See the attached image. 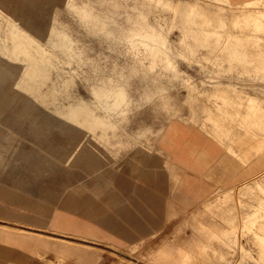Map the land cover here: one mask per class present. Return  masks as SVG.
<instances>
[{
	"label": "bare ground",
	"instance_id": "bare-ground-1",
	"mask_svg": "<svg viewBox=\"0 0 264 264\" xmlns=\"http://www.w3.org/2000/svg\"><path fill=\"white\" fill-rule=\"evenodd\" d=\"M58 1L87 28L97 32L98 36L109 38L116 44L129 43L125 56L140 60L124 64L113 62L110 70L97 61H85L86 56L80 50L82 47L76 50L77 48L73 46L77 39L67 31V28L58 27L56 23L60 19L51 18L49 6ZM145 1H149V5H146ZM208 1L215 3L211 4ZM194 2L195 4L190 2L181 5L185 13L175 14L174 20L169 23L172 26L182 27L179 36L182 44L195 42L208 45L213 51V57L231 61L228 64L231 65L229 69H234L237 64L233 61L238 63V60L242 59L241 44L245 40L244 34L250 33L251 41L254 43L264 40V35L260 34L264 32V11L252 10L254 7L264 6V0H196ZM130 3L135 4L133 6ZM213 4L217 9L225 12L219 13L218 21L207 19L205 10ZM227 6H229L227 10L232 11L241 8V12L235 14L233 22L226 12ZM159 7L171 8L170 5H166L165 0H0V124L11 129L8 142L4 144L1 140L7 132L2 129L3 126H0V218L47 227L58 204L60 208L75 213L80 219L92 221L107 232L114 233L127 242V250L131 251L138 247L137 240H144L150 231L157 227L156 218L152 216L154 209L157 213H161L158 210L160 206L165 204L167 206L166 198L161 196L166 194L164 185L168 182V174L165 173L163 165L169 166L170 173L172 172L177 178L181 172L180 167L172 160L171 154L164 149L163 143L167 135L169 137L170 131L176 129L177 123H183L181 121L184 120L176 118L178 109L171 101L172 95L169 91L175 83H159L158 76L182 73V69L174 59L197 57V54L201 53L194 52L195 50L190 46H185L187 49L190 48L188 52L179 47H175L174 50L169 46L172 37L169 31L160 28L165 22L155 24L150 20V12ZM131 8L135 11L130 12ZM122 16L125 17V22L120 21ZM230 25L238 29L227 30ZM42 36L45 38L43 39ZM140 47L144 48L142 52L137 50ZM57 51H61L62 54ZM209 52H204V57L208 58ZM65 57L70 60L71 70H66V62L61 60ZM144 58H148L150 62H143ZM215 65L218 74L221 70H226L223 64ZM80 68H84L83 74L86 75L84 82L90 90L88 98L80 97L73 92L77 81L75 77ZM260 72L264 73V69L254 70L252 73ZM231 73L234 75V72ZM245 73L250 71L246 70ZM101 75L107 77H100ZM230 79L233 80L225 82L217 80L213 83L216 88L213 89L211 86L210 91L230 92L245 89L244 75L237 74ZM238 81L241 82L240 85L236 83ZM220 84L225 85L220 86ZM184 85L189 91H195L199 87L196 82L184 83ZM261 87L264 89V86ZM207 89H200L199 92H205ZM188 96L194 102L201 99L197 94ZM220 96L222 101L215 100L213 108L204 102L193 105L192 116L204 115L202 125L203 128H207L206 131L203 130L204 133L226 145L225 136L229 138L230 133L228 131L221 135L220 129L224 124H220L217 114L221 111L224 116L229 117L231 124L238 122L248 126V120L253 119L259 111L260 102L263 103L264 98L259 94L251 95L243 111L241 107H234L228 95L220 94ZM151 103L162 106L170 115V120L154 131L149 126H141L133 135L127 126L132 114L138 112L143 105ZM42 108H45L44 111ZM261 109L264 110L263 104ZM208 122L212 123L211 128L207 126ZM21 132L31 134L37 148L29 151L18 150L15 158L7 159L6 153L10 151L9 146L14 140L10 134L20 135ZM149 132L158 134L155 152L160 153L159 156L164 159L161 165L154 152H148L139 141L140 137ZM258 136L256 131L245 132L244 138L241 139L244 146L242 164L226 151L225 157L220 160L217 159L218 157L213 159V154H205V151L198 153L199 157L209 156L204 162L207 163L211 179H215L218 184L215 186L217 187L215 192L212 194L210 192L205 199L201 198L204 199L201 202L207 211L210 210L212 213L214 211V214L219 216V209L236 207L234 200L237 202L238 198L234 199L236 197L233 193L225 194L222 189L226 185L225 178H228L227 182L231 184L229 188H234L239 182H245L242 188L246 192L253 186L263 187L259 180H256L257 185H253L248 175H239L241 167L254 161L256 171L252 173L254 175L252 178H256L259 174L264 177V155L255 157L259 149L253 153L257 148L255 139H259ZM261 136H264V131ZM130 137H134L135 141H129ZM236 141L238 143L239 139ZM129 144H137L144 148L135 149L133 158L129 160L131 164L129 174L135 180L131 184L123 183L122 187L119 182L116 188L113 174L100 173L105 165L103 157L113 154L117 147L130 146ZM233 150L238 153V150ZM77 167L83 168L95 177V181L89 186L99 187V190H95L92 195L82 193L83 191L73 181L78 176V171L75 169ZM178 181L177 179L176 185ZM126 182L130 183V180ZM186 182L185 180L184 184ZM180 184L183 186V178ZM121 192L126 193L124 198H129V195L135 196L131 199V203L136 207L133 212L121 203L124 199L120 196ZM249 198L250 210L243 217L244 226L250 223L248 229L255 233L257 236L255 240L260 242V248L264 251V195L260 197L251 195ZM229 201L232 203L228 204ZM136 213L146 216L147 220H137ZM256 220L260 224L259 228H253ZM187 224L188 222L184 223ZM0 225L5 224L0 223ZM197 229L205 230L200 225ZM233 232L232 229L220 228L216 231L217 241L229 244L233 239L234 244L230 245H235L238 242L237 238L230 237ZM189 236L180 240L183 243H179L180 241L175 242L174 245L168 243L164 250L150 251L147 263L190 264L195 257L191 253L192 249L205 250L208 247L213 250L218 249L203 242L205 239L192 236V232ZM67 241L83 245L88 249H100L90 243ZM102 241L104 243V239ZM192 241L198 243L188 246L194 243ZM6 249L8 251L0 250V264H48L45 261L26 259L25 256ZM220 256L222 259L226 258L224 254ZM260 256L264 258V253ZM201 257L204 258L203 262L208 263L213 256L205 254Z\"/></svg>",
	"mask_w": 264,
	"mask_h": 264
},
{
	"label": "rangeland",
	"instance_id": "rangeland-1",
	"mask_svg": "<svg viewBox=\"0 0 264 264\" xmlns=\"http://www.w3.org/2000/svg\"><path fill=\"white\" fill-rule=\"evenodd\" d=\"M194 1L196 0H165L166 5H170L171 8L164 9L159 7L154 9L150 12V20H152L155 24H158L161 21L165 22V25L161 26L160 28L164 31H169L170 36L172 37V42L169 43V46H172L174 50H176L175 47H179L181 50L186 52H188L190 48L195 50L194 52H201L197 54V57H178L174 59L177 65L182 69V73L178 75H172V73L167 75H159L158 78L159 83L162 84L175 83V86L171 87L169 92L172 95L171 101L175 103V107L178 109V115L176 118L184 119L182 122H188L194 125L197 129L199 127V131L205 135L203 130L206 131L207 128H203L202 125V119H204V115L192 116L193 105L199 104V102H204L213 108V103L215 100L219 99L222 101L220 94H226L234 103V107H241V109L244 111L245 105H247V100L251 95L255 96L259 94L260 97L264 98V89L261 87V85L264 86V73H252L254 70L262 71L264 69V40L261 39V42L254 43L251 41L249 35L250 33H246V35L244 34L245 40L241 44L243 46V49L241 50L242 59L238 60V63L233 61L238 67L237 68L234 66V69H229L231 65L228 64L231 61L223 60L221 57L219 59L213 57V51L212 49H209L208 45L195 42L182 44L179 40V36L183 30L182 27L172 26L169 25V23L174 20L176 17L175 14L179 13L182 15L185 13L182 11L181 5L190 4V2L191 4H195ZM145 2L146 5H149V1ZM208 2L211 4L215 3L210 1ZM130 4L133 5L135 3ZM137 4H140V2ZM220 5L223 6V4ZM49 8V12H51V18L60 19V21L56 23L58 27L67 28V31L77 39L73 43V46L77 48L76 50H79V47H82L80 50L84 53V56H86L84 59L85 61H97L99 64L106 65V68L110 70L113 62L124 64L126 62L134 63L140 60L139 58L125 56V54L128 52L127 48L130 46L129 43L116 44L112 40H109V38L98 36L97 32H94V30L91 28H87L83 23H81V21L77 19L75 15H73L70 10L67 9L66 6L61 4V2H53ZM183 8L185 9L186 7ZM227 8H229V6L226 7V12H228V15H230V21L233 22L235 20V14L241 12V8H238L236 11L227 10ZM129 10L130 12L135 11L134 8ZM252 10L264 11V6L254 7ZM205 11L208 15L207 19L212 21H218L219 18L217 17L219 13H225L224 11L217 9L214 4L209 5ZM120 21L125 22V17L122 16ZM235 29L238 28L231 25L227 28V30ZM260 34L263 36L264 32L262 31ZM44 38L45 37H43V39ZM43 43L46 44L45 42ZM52 45L53 43H51V46ZM137 46L143 45L137 44ZM185 46H190V48L187 49ZM137 50L138 52H142L144 48L140 47ZM209 50L211 51L209 52ZM57 52L62 54L61 51ZM204 52H209L208 58L204 57ZM61 60L66 62V70L72 69V67L69 65L70 60L67 57ZM143 62L148 63L150 60L148 58H144ZM215 64H223L226 66V70H221L219 74L216 73L218 71L217 65ZM244 70H248L250 73H245ZM78 71L79 73L75 77L77 81L75 82L73 92L80 97L88 98L90 96V90L84 82V78L86 77V75L83 74L84 68H80ZM239 71H242V73H239ZM231 72H234V75H232ZM237 74L238 76L244 75L246 78V84H244L245 89L242 91H210L212 90L211 86H213V89L216 88L213 83H215L217 80L222 82L232 81L233 79L231 80L230 78H233ZM89 76L91 77L92 75L89 74ZM100 77H107V75H101ZM100 77L97 76V78ZM191 82H196L199 85L197 90L189 91L187 86L184 85V83ZM236 83L239 85L241 84L240 81ZM224 85L225 84H220V86ZM200 89H207V91L200 93ZM189 94L200 95L199 97L201 99L194 102L188 96ZM260 104L259 111L253 117V119L250 118L251 120H248L249 123L247 122L249 127L244 123L236 122L231 124L229 117L224 116L221 111L217 114V118L221 122L220 124H224L220 129L221 135L226 134L228 131L230 133L229 138L225 136V142L228 144L230 143L229 145H227V143L226 145L221 143V141L215 137H209L211 143L210 151L213 155L218 156L217 159H223L225 157L224 152L226 151L227 153L229 152V155L232 158H235L239 164H242L244 146L242 145L241 139L244 138L246 131H249L250 133L256 131L259 134V139H255V146H257V148L253 153L259 149V153L255 157L264 155V136H261V133L264 131V110L261 109L262 104L264 107V102H260ZM42 109L44 111L45 108ZM169 117L170 115H168L162 106H158L153 103L146 104L143 105V107L139 109L138 112L132 114L130 123L127 124L129 128L128 130H130V132L134 135L135 131H138L141 126L145 125L151 127L154 131L160 126L166 125L170 120ZM211 125L212 123H207V126L210 128ZM0 126H3L2 129H5L7 132V135H4L1 141L4 144H7L8 135L11 129L9 126L1 124ZM10 136L14 137V140L9 146L10 151L6 153L7 159L15 158L14 156L18 150L29 151L37 148L34 137L29 133L21 132L20 135L10 134ZM236 139H239L238 143ZM129 141L134 142V137H130ZM139 141L143 143L141 146L146 147L145 149L148 152H154V156L159 160V165H161L164 159H161L159 156L160 153L155 152L158 144V134L156 132H149L147 135L140 137ZM129 145L130 146L117 147L113 154H108L103 157V159H105V165L103 166V170L100 173L106 172L107 175L113 174L116 188L118 187L119 182L122 187L123 183L131 184L133 183V180H135L129 174V171H131V164L129 163V160L133 158L135 149L139 150L144 148H141L140 145L137 144ZM134 146H137V148H134ZM233 149L238 150V153ZM253 162L250 161L247 165L241 167L239 175H248V179L251 178L253 185H257L255 184L257 182L256 180H259V182L263 184V187L260 188L253 186V188L251 187L246 192L244 191L245 189L242 188L245 182H239L234 188H229L231 184L229 185L227 182L228 178H225L226 185H224L222 188L223 191H225V194L227 195H232L233 193L236 197L234 199L238 198V201L236 202V200H234V205L236 207L233 209H219V216L215 215L214 211L213 213L210 210L207 211L204 204L201 202L210 192L212 194V192L217 190L215 185L210 184L209 178L203 176L202 172L189 171L185 175L187 182L183 188V186L180 184L181 173L177 178L174 176V174H172V172L170 173L169 166L165 164L166 167H164L163 165L165 173L168 174V182H166L165 187L166 194L161 196L164 199L166 198L165 200L167 202V206L166 204L165 206H160L158 210H160L161 213H157L155 209V212L152 211V216H155L158 225H155L157 227L153 228L144 240L136 241L138 247L133 251L127 250V242L121 240V238L114 233L107 232L100 225L92 221L80 219L77 215H75V213H71L60 208L58 204L55 207L52 220L50 219L49 225L47 227L31 225L28 223L23 224V222L0 218V223L5 224L0 225V250H7L6 248H8L13 253L16 252L25 256L26 259L33 261H45L48 264H148L147 262L150 257V251L158 252L164 250L166 249V246H168V243L170 245H174L175 242H179L182 238L190 237L189 234L192 232V236L194 235L197 238L201 237L202 239H205L203 242L209 243L211 246L214 245L218 247V249L213 250L211 247H208L205 250L200 248L192 249L191 253L194 254L195 257L192 259L190 264H264V258L263 256H260L261 253H264L263 249L260 248V242L255 240V237H257L255 233L248 229L250 227V223L247 224L246 227L244 226L245 218H243L250 210L249 205L251 199L249 196L256 195L260 197L264 195V177L259 174L256 178H252L254 176L252 173L256 171L254 166L255 163ZM75 169L78 171V176L73 181L75 185L83 191L82 193L92 195L95 190H99V187L95 188L89 186L90 183L95 181V177H93L90 172L85 171L83 168L77 167ZM177 179L179 181L176 185ZM129 180L130 183H127L126 181ZM183 190L186 192L182 194ZM120 196L124 198L126 197V193L121 192ZM134 197V195H129V198H124L122 200L123 202L121 201V203L124 206L129 207L132 212L136 208L131 203V199ZM201 198L204 199L201 200ZM230 203L232 202L229 201L228 204ZM136 215L137 220H147V217L143 216L142 214L136 213ZM258 220H256V222L253 224V228H259L260 224L258 223ZM185 222H188V224L184 225ZM198 225H200L205 230L199 231L197 229ZM220 228L229 230L232 229L234 232L232 235H230V237L237 238L238 242L231 246L234 244L232 243L233 239L229 242V244L217 241L218 234L216 231H219ZM200 232H204V234L199 235L198 233ZM100 239L101 241L104 239L105 244L103 241L101 242ZM67 240L94 244L100 249H88L83 245L70 243V241ZM192 242L194 243L191 245L188 244V246H193L198 243V241ZM179 243L183 242L180 241ZM120 249H125V251L123 250V252ZM205 254H210V256H213L210 257L208 263L202 261L204 258L201 256ZM220 254H224L226 258L222 259Z\"/></svg>",
	"mask_w": 264,
	"mask_h": 264
},
{
	"label": "crops",
	"instance_id": "crops-1",
	"mask_svg": "<svg viewBox=\"0 0 264 264\" xmlns=\"http://www.w3.org/2000/svg\"><path fill=\"white\" fill-rule=\"evenodd\" d=\"M177 124L178 126L176 129L170 131V135L164 141L163 147L171 154L172 160L180 167L181 178H183V186H185V175L189 171L202 172L203 176L210 179V184L216 186V180L211 179V175L209 174L206 166L207 163L204 162V159H207L209 156H198V153L200 154L201 151H205V154L208 155L212 154L210 151V138L208 135L201 133L199 129L192 124H187L185 122ZM216 157L218 156L213 155V159ZM164 186L166 187V182ZM184 192L186 191L183 190L182 194Z\"/></svg>",
	"mask_w": 264,
	"mask_h": 264
}]
</instances>
